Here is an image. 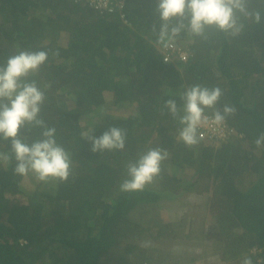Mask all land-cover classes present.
Listing matches in <instances>:
<instances>
[{"label":"trees","instance_id":"obj_1","mask_svg":"<svg viewBox=\"0 0 264 264\" xmlns=\"http://www.w3.org/2000/svg\"><path fill=\"white\" fill-rule=\"evenodd\" d=\"M121 1V10L101 15L89 0H0V64L21 49L48 52L30 79L45 90L41 116L72 160L67 181H51L33 196L30 174L14 175V161L0 160V264H159L156 249L142 244L147 230L154 238L187 239L193 227L205 229V220L145 226L139 213L181 195L208 201V236L223 259L253 254L256 245L254 261L264 264V148L254 144L264 132V0L248 3L261 12L260 23L238 13V35L215 27L203 37L182 31L175 40L188 42L183 65L161 59L158 0ZM193 84L221 88L216 107L228 104L235 113L220 127H201L202 139L188 147L164 101L175 99L179 108V93ZM103 104L134 108L95 118ZM111 126L127 133L123 151L94 153L81 138L82 131L98 137ZM28 135L38 138L39 130ZM157 146L169 153L153 181L158 186L121 192L127 163ZM7 149L0 141V152Z\"/></svg>","mask_w":264,"mask_h":264},{"label":"clouds","instance_id":"obj_2","mask_svg":"<svg viewBox=\"0 0 264 264\" xmlns=\"http://www.w3.org/2000/svg\"><path fill=\"white\" fill-rule=\"evenodd\" d=\"M248 3L249 0H158L156 12L161 23L157 40L162 44V61L174 65L186 63L189 58L188 42L175 40L182 31L203 37L207 28L215 27L221 32L235 36L243 28L239 23L238 13L260 23L261 12L250 10ZM89 5L94 8L90 0ZM121 9L122 7H114L112 10H103L101 15ZM120 18L126 23L122 14ZM173 20L176 23L170 25L169 22ZM153 31H157L155 26ZM171 42L186 50V61H181L177 55L164 60L163 48ZM47 61L46 50L21 49L9 55L6 61L0 64V141L8 145L6 153L0 152V160H13L14 175L25 177L31 174L37 183L43 184L50 181H67L72 164L68 150L57 142L56 127L50 126L41 116L42 106L46 102L45 90L35 79H30L39 73ZM179 96L182 101L179 108L177 101L171 98L164 101V108L178 122L177 139L188 147L197 145L202 139L201 127L209 123L220 127L228 116L235 113V108L228 104H225L222 110L216 107L222 96V90L218 86L208 88L193 84L186 87ZM104 97L106 100L107 93ZM100 106L107 107L100 110L102 114L108 112L112 116L117 114L115 107H121L122 110L134 108L116 104ZM206 109H212V114L206 113ZM33 129L39 130L38 138L29 137L28 133ZM225 136L226 134L220 135L221 138ZM81 138L90 142L91 151L94 153H102L105 150L123 151L127 133L120 127L111 126L98 137L93 134V129H87L81 132ZM254 144L257 148H264V132L256 137ZM168 157V151L157 146L141 153L136 160L129 161L126 165V177L119 184V190L124 193L143 191L160 175L162 162ZM252 247L258 250L254 252ZM249 252L253 254L241 253L239 264H257L254 254L260 252V247L253 245Z\"/></svg>","mask_w":264,"mask_h":264},{"label":"rangeland","instance_id":"obj_3","mask_svg":"<svg viewBox=\"0 0 264 264\" xmlns=\"http://www.w3.org/2000/svg\"><path fill=\"white\" fill-rule=\"evenodd\" d=\"M107 93V96H111L110 91H105L104 94ZM133 107V105H130ZM129 107V106H128ZM107 107H102L104 110ZM117 111L116 117H119V113L122 111L121 107H115ZM104 114L98 113L95 118L102 119ZM88 118V116H86ZM95 118H91V121H95ZM182 176V175H181ZM185 176V175H184ZM51 184V181L47 184L37 183L35 179L30 174V178L26 184L29 189V196L32 193V196L37 194L41 190L47 189L48 185ZM151 187H157L158 185L153 182L148 185ZM26 197L22 198L24 201ZM191 201V203H189ZM206 207H204V203ZM204 199H195L190 196L181 195L176 200H169L165 202L164 200H160L159 205L151 206L150 208H146L143 211H139V216L144 219L143 221L145 226H150L148 223L149 220L154 222L162 220L163 222L175 221L177 219H183L186 221L189 217H195L198 221L204 219L205 221V229L203 231H199L198 227L192 229L191 237L187 239H169L166 236L154 238L156 236L155 232L151 230H147L144 233V239L142 244H151L155 249L157 254H155V258L158 260H162L159 264H239V258L229 257L227 259H223L220 255L222 248L220 245L213 241L208 236V231L206 225H208L212 221V216L210 211H208V201ZM203 203V205H201ZM199 217V218H198ZM152 224V223H151ZM195 226V225H194ZM150 228V227H149ZM245 253V252H244ZM168 254L167 258H164L165 255ZM194 256L195 260H189V257ZM157 260V261H158ZM177 261L178 263H175Z\"/></svg>","mask_w":264,"mask_h":264},{"label":"built area","instance_id":"obj_4","mask_svg":"<svg viewBox=\"0 0 264 264\" xmlns=\"http://www.w3.org/2000/svg\"><path fill=\"white\" fill-rule=\"evenodd\" d=\"M94 7L99 8L100 12L103 10H112L114 7H122L123 2L121 0H90ZM172 55H177V58L181 61H186L188 53L181 46L175 43H170L169 46L163 48V58L168 60ZM209 127H214L211 123L207 124ZM251 250L256 252L258 249L252 247Z\"/></svg>","mask_w":264,"mask_h":264}]
</instances>
